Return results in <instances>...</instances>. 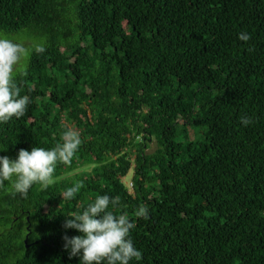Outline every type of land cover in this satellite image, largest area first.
Returning <instances> with one entry per match:
<instances>
[{"label":"trees","instance_id":"trees-1","mask_svg":"<svg viewBox=\"0 0 264 264\" xmlns=\"http://www.w3.org/2000/svg\"><path fill=\"white\" fill-rule=\"evenodd\" d=\"M0 37L45 48L0 157L82 140L47 189L0 187V264H80L64 224L103 195L136 225L130 264H264V0H0Z\"/></svg>","mask_w":264,"mask_h":264},{"label":"clouds","instance_id":"clouds-1","mask_svg":"<svg viewBox=\"0 0 264 264\" xmlns=\"http://www.w3.org/2000/svg\"><path fill=\"white\" fill-rule=\"evenodd\" d=\"M239 39L247 42L250 36L242 32ZM32 49L37 54L45 51L40 44H33L30 49L23 43L0 37V123L23 117L31 103L29 96H21L15 76ZM241 123L247 126L252 120L242 116ZM62 140V144L51 150L37 146L31 151L21 149L16 160L0 157V187L8 181L15 193L23 197H27L34 184L47 189L53 183L56 165L70 164L82 143L80 133L71 127L63 132ZM82 187L83 184L77 182L63 193V199H73ZM119 203V197L99 196L82 214L73 212L66 219L65 229H76L82 234L63 237L70 257L80 256V264H130L133 259L139 261L142 258V253L130 239V230L136 227L135 223L130 222L126 212L116 215L109 210L110 205L115 208ZM134 214L145 220L149 218L145 205H140Z\"/></svg>","mask_w":264,"mask_h":264},{"label":"rangeland","instance_id":"rangeland-1","mask_svg":"<svg viewBox=\"0 0 264 264\" xmlns=\"http://www.w3.org/2000/svg\"><path fill=\"white\" fill-rule=\"evenodd\" d=\"M17 41L23 42L21 38H19ZM29 57H30V54L22 61L21 65L19 66L18 71L26 68V65L28 64ZM197 136L195 138H197ZM139 139H142V138L140 137ZM156 148H157L156 143L153 141L151 143V147L147 150V152L148 153L154 152L156 150ZM91 168H86V170H89ZM80 171L81 170H79V172ZM75 173H78V172H75ZM72 175H74V174H70L69 176H72ZM132 176H133V171L131 170L130 174L123 180L126 183V185L129 188V190L131 191V193H133V188H132V185H131L132 184Z\"/></svg>","mask_w":264,"mask_h":264},{"label":"water","instance_id":"water-1","mask_svg":"<svg viewBox=\"0 0 264 264\" xmlns=\"http://www.w3.org/2000/svg\"><path fill=\"white\" fill-rule=\"evenodd\" d=\"M28 239H29V237L27 236L26 239H25L26 247H28V246H27V245H28Z\"/></svg>","mask_w":264,"mask_h":264}]
</instances>
